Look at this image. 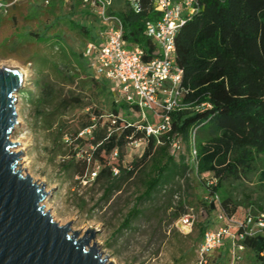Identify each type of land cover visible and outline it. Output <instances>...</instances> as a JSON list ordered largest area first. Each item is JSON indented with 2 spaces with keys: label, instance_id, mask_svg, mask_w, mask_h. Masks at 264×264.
Listing matches in <instances>:
<instances>
[{
  "label": "trees",
  "instance_id": "16d2710c",
  "mask_svg": "<svg viewBox=\"0 0 264 264\" xmlns=\"http://www.w3.org/2000/svg\"><path fill=\"white\" fill-rule=\"evenodd\" d=\"M11 1L0 0V8L4 7L9 12L3 26L10 25L13 29L19 27V19L33 20L36 14H52L57 18L56 13L67 5L69 12L60 15H65L73 27L86 36L84 47L90 42L97 43L106 27L96 14V8L90 7L83 0H56L57 4L50 8L47 5L52 0H23L22 3ZM195 2L197 11L174 36L175 64L182 71L180 86L184 94L178 107L169 112L167 131L156 136H145L144 131L137 128L142 122H139L140 116L136 109L123 102L116 103L113 98L108 115H113L115 122L111 124L107 119L100 125L102 115L94 111L93 119L81 124V130L89 131L88 143L94 148L91 156L98 162V169L91 180L105 184L104 196L118 190L120 181L133 176L140 167H148L142 181L143 190L126 212L117 228L118 233L134 230L133 223L140 218L146 219V212L158 197L165 193L171 196L176 193L174 186L180 180H186L189 170L193 169L198 176L205 177L203 187L208 197L202 204L206 219L196 218L192 225V228H197L194 251L196 264H199L197 249L203 234L206 230L216 229L209 217L210 213L216 211L215 216L222 214L227 219L236 220L233 210L228 208L229 201L220 203L215 198L221 182L228 178L247 176L254 171L258 157L264 155V0ZM34 3L35 13L26 14L32 11L29 5ZM139 4V10L134 11L128 0H109L105 10L107 15L119 18L123 39L128 44L138 45L149 54L153 47L144 34V24L146 21L157 20L159 12L154 10L151 0H139ZM74 7L79 8L81 15L93 19L91 31L72 20ZM26 34L31 40L39 36L37 32L31 31ZM18 35L13 34L0 43V58L13 55L29 42L18 41ZM58 49L63 52L61 48ZM83 49L80 53H69L77 64L84 58ZM63 67L67 66L63 64ZM90 80L93 85L105 81L110 88L111 83L95 73ZM30 81L34 85L35 94L33 96L30 91H26V95L34 97L31 103L35 116L39 117L52 100L54 89L46 80L32 77ZM80 103L77 97L69 96L61 99L60 107L65 110ZM65 133L60 134L61 139L68 136L72 142L81 141L76 137V132ZM130 139H143V151L133 157L127 167H123L124 149ZM173 141H178V148L172 153ZM192 150L195 151L194 155ZM77 151L79 148L62 161V168L88 181L90 158L75 161ZM100 152L105 155L114 152V164L108 163ZM185 208L188 206L179 201L173 217H179ZM238 231L232 229L236 237L235 244L242 247L238 253L250 248L255 259L264 264V233L255 230L252 235L238 238ZM223 245L230 250L229 237H225L219 246L205 255V264H209L213 253Z\"/></svg>",
  "mask_w": 264,
  "mask_h": 264
},
{
  "label": "rangeland",
  "instance_id": "374dc122",
  "mask_svg": "<svg viewBox=\"0 0 264 264\" xmlns=\"http://www.w3.org/2000/svg\"><path fill=\"white\" fill-rule=\"evenodd\" d=\"M55 4L57 1L52 0L47 6L50 8ZM29 6L32 11L29 10L26 14H34L35 3ZM67 7L68 5L56 13L57 18L52 14H36L33 20L19 19V27L13 29V34H19L16 37L18 41L29 42L13 55L0 58V67L18 68L23 74L21 88L15 93L17 124L10 137L11 141L18 143L14 150L22 151L18 162L19 169L25 174L23 168H26V174L33 181L44 184L48 194L42 203L55 222L64 225L70 221L71 230L80 233L88 228L96 230L94 240L100 245L99 253L102 258H106V263L196 264L194 248L197 228L187 230L180 227L177 223L178 217H173V213L177 203L182 201L188 208L193 209L198 220L206 219L202 204L208 197L203 187L205 177L198 176L193 169L189 170L186 180H180L174 186L176 193L172 196L165 193L158 197L146 212V219L140 218L133 223L134 230L118 233L117 228L126 212L143 190L142 181L148 167L142 166L133 176L120 181L119 189L112 191L109 196L103 195L104 183L93 182L91 179L86 181L71 174V171L63 170L62 161L67 160L79 148L75 161L90 158L87 175L91 177V173L97 171L98 162L91 156L94 148L88 143L89 131L81 130V124L92 120L95 111L102 115L99 119L102 125L110 113L112 98H116L113 83H109L110 88L105 81L93 85L90 77L95 72L90 59L84 57L77 64L75 58L70 57L71 51H82L86 36L74 28L65 15H60L69 12ZM74 11L72 20L91 31L93 19L81 15L77 7H74ZM3 12L4 7H1L0 14ZM29 31L39 34L36 40L28 38L26 32ZM1 32L8 34V26L4 25ZM63 64L67 67H63ZM32 77L48 81L54 89L52 100L39 117L35 116L31 103L35 94L34 85L30 81ZM26 91H30L33 96H27ZM69 96L77 97L81 103L64 110L60 107V101ZM148 117L151 120L152 116ZM65 132H76V137L81 141L72 142L68 136L61 139L60 134L64 135ZM142 146H127L121 165L127 167L133 157L142 153ZM99 154L108 163L114 164V152L110 155L103 152ZM215 198L220 203L228 200L229 210H233V216L239 221L248 213H264V155L258 157L254 171L247 176L224 179ZM215 213L216 211L211 212L209 217L213 227L217 228L223 222L216 219ZM231 249L232 246L230 250L224 245L221 246L213 253L209 264H229ZM239 255V264H260L250 248H245Z\"/></svg>",
  "mask_w": 264,
  "mask_h": 264
},
{
  "label": "built area",
  "instance_id": "2783aa9c",
  "mask_svg": "<svg viewBox=\"0 0 264 264\" xmlns=\"http://www.w3.org/2000/svg\"><path fill=\"white\" fill-rule=\"evenodd\" d=\"M92 8L105 24L97 43H87L83 56L90 59L95 74L114 84L116 103H126L136 109L140 119L137 126L145 136L163 134L168 129L169 112L175 110L181 102L184 89L180 86L182 71L175 64L174 36L186 20L197 11L195 0H151L157 20L146 21L144 34L152 44V51L147 54L136 44H128L122 37V26L118 17L106 14L109 0H83ZM134 11L139 10V0H128ZM1 6V5H0ZM148 115H151L149 120ZM110 122H115L113 115H108ZM88 131V130H87ZM143 139H130L127 146L135 148L143 145ZM178 148V141L171 144V152ZM192 155L195 151H191ZM115 154V153H114ZM116 173V171H115ZM95 175L91 173L90 179ZM192 208L177 218L180 227L190 230L195 221ZM221 223L216 229L206 230L197 249L198 263L205 264V255L219 246L225 237L231 240L229 264L240 261V245L235 244L232 228L238 231L237 237L252 235L256 231L264 233V213H248L242 220H233L224 215H217ZM264 255V251L262 252Z\"/></svg>",
  "mask_w": 264,
  "mask_h": 264
},
{
  "label": "water",
  "instance_id": "95a60500",
  "mask_svg": "<svg viewBox=\"0 0 264 264\" xmlns=\"http://www.w3.org/2000/svg\"><path fill=\"white\" fill-rule=\"evenodd\" d=\"M23 74L0 67V264H110L99 253L96 230L55 222L42 203L44 184L21 172L22 151L10 137L17 124L16 96Z\"/></svg>",
  "mask_w": 264,
  "mask_h": 264
},
{
  "label": "crops",
  "instance_id": "0c3cea01",
  "mask_svg": "<svg viewBox=\"0 0 264 264\" xmlns=\"http://www.w3.org/2000/svg\"><path fill=\"white\" fill-rule=\"evenodd\" d=\"M13 1L14 0H12L11 2L13 3ZM8 13H9L8 11L4 10V12L0 14V43L3 42L9 36L13 35V28L10 25H8V29H9L8 34H4L1 32V28L3 27V23L7 22V20H8V16H9Z\"/></svg>",
  "mask_w": 264,
  "mask_h": 264
}]
</instances>
